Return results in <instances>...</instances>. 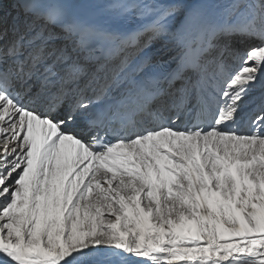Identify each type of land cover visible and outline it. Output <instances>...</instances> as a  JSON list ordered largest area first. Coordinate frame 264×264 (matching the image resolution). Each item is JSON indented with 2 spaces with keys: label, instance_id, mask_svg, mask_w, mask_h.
<instances>
[{
  "label": "snow or ice",
  "instance_id": "6c2138e0",
  "mask_svg": "<svg viewBox=\"0 0 264 264\" xmlns=\"http://www.w3.org/2000/svg\"><path fill=\"white\" fill-rule=\"evenodd\" d=\"M0 264H264V0H0Z\"/></svg>",
  "mask_w": 264,
  "mask_h": 264
},
{
  "label": "bare ground",
  "instance_id": "6f19581e",
  "mask_svg": "<svg viewBox=\"0 0 264 264\" xmlns=\"http://www.w3.org/2000/svg\"><path fill=\"white\" fill-rule=\"evenodd\" d=\"M220 0H214V3H219ZM254 96H258V93H254ZM249 103H251V101H249Z\"/></svg>",
  "mask_w": 264,
  "mask_h": 264
}]
</instances>
